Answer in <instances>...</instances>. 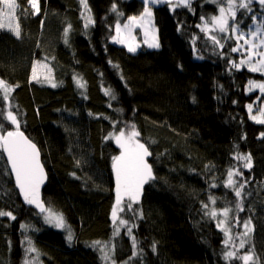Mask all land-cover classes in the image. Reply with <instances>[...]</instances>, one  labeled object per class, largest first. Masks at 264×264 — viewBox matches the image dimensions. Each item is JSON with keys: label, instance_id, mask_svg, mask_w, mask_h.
<instances>
[{"label": "trees", "instance_id": "obj_1", "mask_svg": "<svg viewBox=\"0 0 264 264\" xmlns=\"http://www.w3.org/2000/svg\"><path fill=\"white\" fill-rule=\"evenodd\" d=\"M16 1L20 38L0 29V79L14 88L8 102L0 92V110L5 116L11 110L20 130L40 147L48 172L41 200L63 214L75 239L69 245L63 229L46 224L25 203L3 153L0 211L15 219L0 216V264H25L26 258L35 257L37 253L26 256L29 239L40 264H102L101 254L91 246L95 241L114 246L115 264H243L236 258L225 261L224 234L216 227L220 217L205 216L202 203L218 213L223 207L232 209L230 227L237 215L241 225L251 219L243 249L236 236L243 229L232 227V250L237 256L251 250L248 264H264V124L250 119L247 109L252 103L251 115H258L264 106L259 89L248 91V82H264V74L249 71L247 65L232 68L231 61L244 58L230 51L236 41L228 40L221 49L197 27L202 16L210 21L217 14V6L191 0L190 9L177 7L174 12L165 4L153 7L160 48L142 46L130 53L111 37L117 22L123 26L127 17L143 13L142 0H86L87 8L81 0H40L37 15L27 0ZM250 7L251 13L239 7L236 23L243 30L253 14L264 18L257 2ZM88 17L95 23L85 28ZM37 60L51 66L57 87L31 80ZM74 77L84 83L83 89ZM105 89L116 99L106 96ZM116 121L120 123L114 129ZM124 124H135L141 142L153 153L148 162L156 177L144 185L132 212L124 199L123 220L134 225L135 248L124 225L116 234L112 219V157L120 150L105 138ZM3 126L14 130L10 122ZM239 155H250V170L233 159ZM230 169L243 173L233 176L237 186L247 181L244 210L238 213L233 189L224 186ZM209 196L215 198L214 206Z\"/></svg>", "mask_w": 264, "mask_h": 264}, {"label": "snow or ice", "instance_id": "obj_2", "mask_svg": "<svg viewBox=\"0 0 264 264\" xmlns=\"http://www.w3.org/2000/svg\"><path fill=\"white\" fill-rule=\"evenodd\" d=\"M219 4H227V11L233 19V38L236 41L235 46L230 49L233 53H240L244 58L239 60V63L231 61V67L239 70L242 66L247 65L248 70L251 72H259L264 74V18L257 23V16L253 14L251 16V23L248 25L247 35L251 37L260 36L259 43H252L248 39H244V43L241 44L240 41L245 37V32L240 31L236 27V12L233 10L235 7L234 0H214ZM252 0H249L248 3L241 2L239 7L241 9L247 10L251 13L252 9L250 3ZM262 10H264V0H255ZM27 3L34 9L33 14L37 15L40 12L39 0H27ZM82 5L87 8L86 0H81ZM144 4L143 13L140 16H131L127 17V23L123 26L119 22L115 25V35L111 37L112 41L117 44H125L127 50L130 53H136L140 45L135 43V37L132 35V31L135 27L143 29L144 35V44L151 49H159L160 43L158 36L156 35V29L153 25V11L152 8L165 4L171 11H175L177 7L180 8H191V0H142ZM0 4L3 5V8H0V29L7 28L9 32L13 33L16 38H20V26L18 23H14L16 20L15 12L18 8L16 0H0ZM4 8L7 11H4ZM112 11L117 12L116 5H112ZM219 15L212 16L210 22L205 20L204 17H201L203 22V27H200V30L205 33H210L213 29H216L218 32L223 33L225 39L228 38V17L225 15L226 9L223 6L218 8ZM26 16L27 13L23 12ZM83 15V14H82ZM122 15V13H117V16ZM6 21V23L4 22ZM243 21V16L241 17V23ZM89 23L94 24L95 22L91 20L90 17L87 18L85 22V28L89 26ZM211 23V27H209ZM150 26H152L150 28ZM70 29V25H69ZM65 29V43H67L68 30ZM123 31V35H122ZM239 31V35H235ZM213 43V45L223 48V44L220 43V40L217 39L215 35L207 37ZM195 39L193 40V44ZM256 49V51H253ZM259 57V59H256ZM109 63H112L109 61ZM37 66L43 67L48 73H51V68L47 64H41L39 60L35 61L32 67V80L39 82L37 76ZM115 68H119L118 65H113ZM123 79V77H121ZM44 79L48 81L52 87H57L58 85L50 79L48 75H45ZM74 80L76 78L74 77ZM77 86L81 89L85 87L84 83L80 80H76ZM248 91L252 92L256 89H259L261 94H264V82L249 81ZM18 86V85H17ZM14 91V88L7 84L4 79H0V92H2V100L4 102L9 101V95ZM105 95L109 96L111 99H116L114 93L110 89H105ZM194 99V98H193ZM260 97H257L258 103ZM9 109L11 105H8ZM111 107V105H109ZM248 112L250 114V119L253 121L264 124V106H261L257 109L258 115H251L253 111V104L249 103L247 105ZM10 122L11 126H14V130H7L4 128V122ZM116 123L119 121L113 122V128L115 129ZM127 129V132L125 131ZM264 135V134H262ZM105 139L114 140L115 144L120 150V154L112 157V169L115 173L116 179V205L119 206L121 212L124 211V206L122 205V198L127 199L126 207L129 212H132L133 205L137 204L141 196L144 185L148 184L150 181H154L156 177L153 174L152 165L148 162V158L153 155L149 150V147L146 143L141 142L140 132L136 129L135 124H124L119 130L110 133ZM0 158H3V153H6V159L10 163V170L15 174V184L19 188V192L23 195V199L26 204L32 205L35 209L38 210V214L43 216V220L46 224L51 225L57 229H63L66 233V241L71 245L75 239L74 233L71 227L67 224L62 213L54 212L51 207H45L44 202L40 197V188L43 184L46 176L44 172L43 165L40 162V153L39 150L24 132L20 130V120L17 116L11 111H7V115H4V112L0 110ZM233 159L242 161L243 168L251 169V157L250 155H239L233 157ZM207 167V166H206ZM234 175L243 176V173L239 169H230L227 173V180L225 182V187L232 188L234 195L237 198L236 210L237 213L243 211V199L242 192L244 190L247 181L241 182L238 186L236 181L233 180ZM211 187H216V184H211ZM210 203L214 206L216 200L214 197L209 196ZM202 209L205 210L204 215L210 219L217 220L219 215L220 219L217 220L216 227L221 230L224 234V252L222 253L225 261H231L233 258L239 259L243 264H248L249 261H253V256L251 250L249 254H244L237 256L236 251H233L232 248H236L235 243H233L232 227H242V232H237L236 236L239 238V249H243L246 243V237L252 231L251 219H246L243 224L239 220L238 215L234 217V223L232 227H225V221H228L229 213L232 211L229 207H223L218 213L213 207L209 210V204L202 203ZM8 216L11 219H15V216L11 212L0 211V216ZM112 219L115 224L117 217V208H113ZM120 225L126 227L127 234L132 238L133 247L136 246L135 237L132 236V228L134 225L129 226L128 220L121 219L119 221ZM120 231L119 226L116 228V234ZM28 247L25 249L26 256L27 254L37 253L35 257L31 260H25V264H40L38 250L32 245L31 240H27ZM231 244V248L229 245ZM96 248L97 251L101 254L102 264H115V261L112 259L111 253L114 251V246L109 247L108 244H101L100 241H95L91 245ZM153 250H155V244H153Z\"/></svg>", "mask_w": 264, "mask_h": 264}, {"label": "rangeland", "instance_id": "obj_3", "mask_svg": "<svg viewBox=\"0 0 264 264\" xmlns=\"http://www.w3.org/2000/svg\"><path fill=\"white\" fill-rule=\"evenodd\" d=\"M238 1H239V2H238ZM16 2H17V1H16ZM241 2L248 3L249 0H234L235 7L233 8V10L236 12V17H235V20H236V21H237V18H238V16H239V7L237 8V5H238L239 3H241ZM204 3H206V4H214V5L217 6V14H215V15H213V16H218V15H219L218 8H219L220 6L225 7V9H226L225 15L228 17V38L225 39L224 34L218 32L216 29H213L210 33H205V32H204V33H205L208 37L211 36V35H215V36L217 37V39L220 40V43H221V44H225V42H227L228 40H230V39H234V38H233L234 34H233V31H232V28H233V19H232L231 15H230V14L228 13V11H227V4H226V3H225V4H219V3H217V2H214V0H205ZM254 3H256L255 0H252V2L250 3V6H251L252 4H254ZM160 5H161V4H160ZM260 7H261V6H260ZM39 8H40V0H39ZM4 11H7V9L4 8ZM16 12H17V9H16ZM16 12H15L16 20L14 21V23H18V24H19L18 19H17V14H16ZM4 22L6 23V21H4ZM209 22H210V21H209ZM259 22H260V20L257 18V23H259ZM153 25H154V24H153ZM200 26L203 27V22L201 23ZM151 27H152V26H150V28H151ZM209 27H211V23H209ZM236 27H237L240 31L245 32V34H246L245 37H244L243 39H241L240 43H241V42L244 43V39H248V40H250L252 43H257V44L259 43V39H260V36H259V35H257L256 37H251V36L247 35V30H243V29L240 28L239 24L236 23ZM3 29H5V30L8 31V29H7L6 27L3 28ZM122 35H123V31H122ZM132 35L135 37V43H136V44H139L140 47H142V46H146V45L144 44L143 29H141V28H139V27H135V28L133 29V31H132ZM139 35H140V37H139ZM156 35L158 36V33H156ZM235 35H239V31L236 32ZM158 39H159V37H158ZM113 43H114V42H113ZM159 43H160V42H159ZM116 44H117V43H116ZM118 45H119V46H122V47H125V48L127 49V46H126L125 44H118ZM140 47H139V49H140ZM139 49H138L137 51H139ZM150 49H151V48H150ZM253 51H256V49H253ZM256 59H259V57H256ZM41 64H46V63H42V62H41ZM47 65H48V64H47ZM48 67L51 68L50 65H48ZM45 75H48V76L50 77V79H52V81H53V79H54V73H53L52 68H51V73H48V72L46 71V69H44L43 67L37 66V76H38V78H39V81L48 82V81H46V80L44 79ZM31 77H32V72H31ZM31 80H32V79H31ZM32 81H36V80H32ZM124 199H125V198H122V205H123V206H124ZM115 208H117V217H118V219H117V221H116V225L119 226V229H120L122 225L119 224V221H120L121 219H124V218H123V215H122L123 212H121V211L119 210V206L116 205ZM124 210H125V208H124ZM224 226H225V227H230V221H229V218H228V221H225V225H224Z\"/></svg>", "mask_w": 264, "mask_h": 264}, {"label": "water", "instance_id": "obj_4", "mask_svg": "<svg viewBox=\"0 0 264 264\" xmlns=\"http://www.w3.org/2000/svg\"><path fill=\"white\" fill-rule=\"evenodd\" d=\"M25 134V133H24ZM25 136H27V135H25ZM28 137V136H27ZM29 138V137H28ZM30 139V138H29ZM31 140V139H30ZM32 141V140H31ZM33 142V141H32ZM34 144H36L35 142H33ZM36 146H37V148H38V150H39V153H40V162H41V164L43 165V168H44V172H45V176H46V178H45V180H44V182H43V184L41 185V188H40V193H41V190H42V188L47 184V182H48V172H47V169H46V167H45V164H44V162H43V159H42V152H41V149H40V147L36 144ZM5 154V156H6V153H4ZM8 164H9V168L11 167L10 166V163L8 162ZM11 171V170H10ZM12 173V175H13V179H14V182H15V174L13 173V172H11ZM17 187V190H18V192H19V188H18V186H16ZM19 194H20V196L23 198V195L19 192Z\"/></svg>", "mask_w": 264, "mask_h": 264}, {"label": "bare ground", "instance_id": "obj_5", "mask_svg": "<svg viewBox=\"0 0 264 264\" xmlns=\"http://www.w3.org/2000/svg\"><path fill=\"white\" fill-rule=\"evenodd\" d=\"M158 6V5H157ZM154 24V23H153ZM154 28H155V26H154ZM156 29V28H155ZM156 33H158L157 31H156ZM147 47V46H146ZM141 48V47H140ZM140 50V49H139ZM138 52V51H137Z\"/></svg>", "mask_w": 264, "mask_h": 264}]
</instances>
